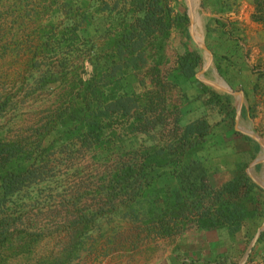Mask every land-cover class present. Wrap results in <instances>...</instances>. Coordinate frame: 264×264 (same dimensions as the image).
<instances>
[{"label":"trees","instance_id":"obj_1","mask_svg":"<svg viewBox=\"0 0 264 264\" xmlns=\"http://www.w3.org/2000/svg\"><path fill=\"white\" fill-rule=\"evenodd\" d=\"M44 1L43 12L62 22L38 25L26 36V46L31 47L27 80L36 89L58 88L63 94L44 125L34 131L33 144L7 141L0 133V248L11 245L9 212L18 196L46 182L41 175L48 150L73 145L79 151L106 152L126 134L148 138L150 131L156 132L150 146L123 153L129 159L123 160L122 155L100 178L97 208L80 221L84 229L92 222L118 218L159 238L180 235L190 224L199 231L225 230L235 238L247 221H252L247 229L256 226L264 218V199L259 195L264 190L251 181L245 167H238L235 176L220 187H212L205 167L193 158L211 126L204 118L180 125L178 106L168 105L167 93L176 88L159 66L171 31L186 20L174 14L172 0ZM102 14L108 24L105 32L89 40L82 38L84 21ZM252 19L264 24V0H254ZM96 47L103 49L100 52ZM151 50L156 53L153 63ZM48 55L62 58L50 65ZM200 65L201 55L184 47L172 77L194 80ZM258 66V77L264 78V62ZM144 71L150 90L141 96L134 92L132 79L144 87ZM28 81L25 85L29 86ZM201 86L221 109L225 95ZM7 100L0 101V110ZM164 129H168L165 136ZM50 134V145H44ZM255 150H259L257 145ZM243 239L246 242V235ZM262 242L264 231L257 243Z\"/></svg>","mask_w":264,"mask_h":264},{"label":"rangeland","instance_id":"obj_2","mask_svg":"<svg viewBox=\"0 0 264 264\" xmlns=\"http://www.w3.org/2000/svg\"><path fill=\"white\" fill-rule=\"evenodd\" d=\"M193 2L196 3V0H190V8ZM39 3L40 0H0V101L8 98L6 106L0 110V133L2 139L7 141L24 140L33 144L36 141L34 131L44 125L63 94L58 88L36 89L31 80H27L30 73H27L26 65L30 58L31 47L26 46V36L38 25L43 26L49 21L55 24L62 22V19L57 18L56 15L49 16V13L43 12L44 0L41 7ZM198 5L197 32L201 35L202 43L210 51L217 49L214 41L216 39L209 37L206 32V15L200 0ZM171 7L175 15L186 17V20L181 26L175 27L166 40L159 69L164 75L170 73L186 47L201 55V65L197 74L204 66L205 58L204 52L189 36L190 24L185 0H172ZM37 12L41 15L36 16ZM102 15L84 21L83 30L79 35L85 40L102 35L108 27L105 14ZM261 25L264 29V24ZM260 42L251 49L256 48L264 52V41L260 40ZM96 49L101 52L103 47ZM211 53L212 64L203 78L212 82L221 80L228 89L239 92L235 91L225 79V75L229 72L227 68L234 64L233 61L217 55L218 51L216 54L213 51ZM155 54L153 50L149 52L150 63L155 61ZM48 56L46 63L50 65L58 64L57 61L62 58L61 55ZM260 63H263L261 58H255L253 62L247 63L251 74L258 75L257 67ZM217 67L220 68L221 73ZM143 73L146 78L148 72ZM25 81H28L29 86L25 85ZM197 81L201 84L199 80ZM132 88L136 94L143 96L144 92L150 90V84L147 79L146 85L140 87L132 79ZM209 88L225 95L223 97L226 100L222 101L221 111H228L230 118L234 116L240 97ZM182 101L183 94L177 89L167 93L168 105L178 106ZM153 133L150 131L148 138L126 134L121 138L122 141L117 142L113 149L106 152L79 151L80 148L73 145L67 148L56 146L48 150L45 154L48 163H42L41 175L46 182L36 184L33 190L18 196L16 207L9 212L10 218L13 219L10 220L12 233H9L8 241L11 245L0 248V264H168L171 262L169 257L174 249L176 236L171 239L159 238L143 230L136 223L121 222L118 218L112 220L105 218L100 222L89 223L86 229L80 224L82 218L90 217V212L97 208L98 199L95 192L100 178L114 168L122 155L123 160L129 159V156L123 153L137 150L142 145L150 146ZM167 133L168 129H164L162 134L165 136ZM253 134L264 144V129H256ZM52 139L53 136L48 135L44 145H50ZM263 153L260 149L257 158ZM251 172L254 177H261L264 164H258ZM259 195L264 199L263 193ZM263 222L264 218L259 220L256 226L246 230V242L241 245L232 264H239L243 259L248 245ZM261 245L262 243H256L245 264H255L257 259L255 253L261 249ZM262 259L264 261V254ZM181 264L191 263L187 258H183Z\"/></svg>","mask_w":264,"mask_h":264},{"label":"crops","instance_id":"obj_3","mask_svg":"<svg viewBox=\"0 0 264 264\" xmlns=\"http://www.w3.org/2000/svg\"><path fill=\"white\" fill-rule=\"evenodd\" d=\"M200 1L206 15V32L209 37L216 39L214 41L218 50L211 51L214 54L218 51L217 55L233 61L234 64L227 68L229 72L225 79L235 91L243 93L244 103L240 116L236 119L235 110L234 117L230 118L228 111L222 112L210 95L202 92V83L196 78L172 77L175 62L169 78L177 91L183 94V101L178 104L179 124L186 125L204 118L211 126V133L205 138L202 148L193 154V158L205 167L212 187H220L232 179L238 167H245L246 174L249 172L263 185L260 181L263 174L254 177L251 172L257 166H252L254 161H262L257 158L261 147L252 139L245 140L244 132L253 133L256 129H264V78L251 74L247 68V63L253 62L255 58H261L264 62V52L251 49L253 45H259L260 40L264 41V29L252 19L254 0ZM256 145L258 151L255 150ZM250 226L252 221H247L242 233L231 238L225 230L199 231L190 224L181 236H176V245L168 264H181L183 258H187L191 264H232ZM255 254L257 259L254 263L264 264V242Z\"/></svg>","mask_w":264,"mask_h":264},{"label":"water","instance_id":"obj_4","mask_svg":"<svg viewBox=\"0 0 264 264\" xmlns=\"http://www.w3.org/2000/svg\"><path fill=\"white\" fill-rule=\"evenodd\" d=\"M189 27H188V32H189V36L191 37V39L195 42V44L197 45V47L202 50L204 53H207L209 55V64L206 65V66H203L201 71L199 73H197L195 75V78L197 80H199L202 84L206 85V86H209L215 90H218V91H221V92H224V93H227V94H230V95H234V96H239L240 97V102L236 108V119L240 116V113H241V108H242V105H243V93L242 92H233L231 91L230 89H225L221 86H219L218 84H216L215 82H212V81H209V80H206L203 77V75L205 74V72L209 69L210 65L212 64V60H213V55L211 53V51L205 46V44L203 43H198L194 40V37L192 35V26H193V21L190 19L189 17ZM236 130L237 127H236ZM244 134L249 137L250 139L254 140L260 147L261 149L263 150L264 152V144L252 133V132H244ZM264 156V155H263ZM260 163H263L264 164V159L263 161H259V160H255L254 163L252 164V166H255V165H258ZM248 177L252 180L253 183H255L256 185H258L261 189L264 190V186L258 184L256 182V180L253 178V176L248 172L247 173ZM264 231V222L262 223V225L259 227V229L257 230L256 234L254 235L253 239L251 240L250 244L248 245L247 247V250H246V253L243 257V259L239 262V264H245L249 254L251 253V251L253 250L254 246L256 245L259 237H260V234Z\"/></svg>","mask_w":264,"mask_h":264},{"label":"bare ground","instance_id":"obj_5","mask_svg":"<svg viewBox=\"0 0 264 264\" xmlns=\"http://www.w3.org/2000/svg\"><path fill=\"white\" fill-rule=\"evenodd\" d=\"M185 3H186L187 15L193 21L192 35L194 37V40L196 42H198V43H202L201 35L198 34L197 29H196V19H197V14H198V0H196V3L193 2L194 4L192 5L191 8H190V0H185ZM198 31H199V33H201L199 28H198ZM204 58H205V62H203V63H205L204 66H206V65L209 64V55L207 53H204ZM215 83L218 84L219 86L227 89L226 85L221 80L220 81H215ZM263 155H264V153L261 155V157H259V159L262 160V161L264 159ZM260 181L264 185V173H263V176L261 177ZM257 183L260 184L259 182H257Z\"/></svg>","mask_w":264,"mask_h":264}]
</instances>
